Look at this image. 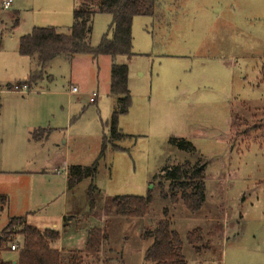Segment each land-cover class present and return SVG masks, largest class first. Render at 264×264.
Segmentation results:
<instances>
[{"label": "rangeland", "instance_id": "obj_1", "mask_svg": "<svg viewBox=\"0 0 264 264\" xmlns=\"http://www.w3.org/2000/svg\"><path fill=\"white\" fill-rule=\"evenodd\" d=\"M157 1L156 17L132 20L133 56L118 58L128 67L131 98L118 128L130 137L105 143L93 181L67 190L65 173L91 166L108 137V57L56 58L32 90L0 93V233L15 217L39 230L55 225L65 260L83 250L88 230L105 229L98 256L76 254L82 264H144L141 235L168 208L182 240L202 232L197 252L184 243L187 264H264V0ZM73 5L12 0L2 9L0 1V86L23 83L35 67L18 54L19 38L36 27L66 33ZM110 24L109 15L95 14L91 47L111 37ZM170 138L186 139L196 152L180 151ZM185 160L205 166V204L196 214L161 201L153 180L165 164ZM148 194L147 217L112 213V198ZM21 228L8 227L6 249L21 246ZM13 257L0 252L4 261Z\"/></svg>", "mask_w": 264, "mask_h": 264}, {"label": "trees", "instance_id": "obj_2", "mask_svg": "<svg viewBox=\"0 0 264 264\" xmlns=\"http://www.w3.org/2000/svg\"><path fill=\"white\" fill-rule=\"evenodd\" d=\"M73 23L66 33L57 28L36 27L19 38L17 52L20 56L35 59V67L29 72L28 78L21 84L35 86L43 77L44 68L54 59L62 58L71 62L76 56H90L93 60L98 57H108L109 86L108 97L112 100V111L109 121L108 137L103 139V147L98 159L88 167L70 166L67 168V190L74 189L81 181H93L97 173L98 161L103 157L105 143H114L130 136L123 134L118 128L119 117L125 115L130 107L131 98L127 85L128 67L119 63L118 58L128 59L132 54V20L138 16L156 17L157 0H73ZM95 14H107L111 17L108 31L111 37L104 35L97 47H91L90 35L92 19ZM18 19L14 20L17 25ZM12 85L6 86L9 90ZM169 143L180 151L188 154L196 152L194 146L184 138H170ZM113 148H118L113 146ZM159 180L158 190L161 201H167L172 207L178 205L190 214L198 213L205 204V166L201 160L195 162L183 161L174 165H164L153 178ZM166 186V188H165ZM165 188V189H164ZM90 188L88 197L91 207L94 205ZM151 197L116 196L111 199L112 213L128 219H140L149 215ZM168 208H163L161 218L152 229H145L141 240L148 242L143 255L144 264H187L182 254L184 243L196 252L200 249L197 244L202 240L200 229L188 232L182 240L179 234L171 228ZM75 217L62 219V222L71 221ZM25 217L9 219L6 227L0 233V252L15 245V257L9 261L0 259V264H80L81 258L77 255L98 256L107 240L105 229L93 228L87 231L84 248L78 253H70L63 259L61 252L53 247L59 239L60 233L55 229L39 230L29 226ZM21 226L16 232L22 238L21 246L11 244L6 249L7 238L4 235L10 226ZM11 233V232H10ZM14 253V252H13ZM77 254V255H76ZM82 264V263H81Z\"/></svg>", "mask_w": 264, "mask_h": 264}, {"label": "built area", "instance_id": "obj_3", "mask_svg": "<svg viewBox=\"0 0 264 264\" xmlns=\"http://www.w3.org/2000/svg\"><path fill=\"white\" fill-rule=\"evenodd\" d=\"M0 1L2 4V9H8L12 4V0H0ZM28 90H29V88L26 84H15V85H12V87L7 91H14V92H22L23 93V92H27ZM69 92L71 94H77L78 91L75 87H71ZM96 97H97L96 94L92 93L90 95L89 102L93 104L95 102ZM9 248H10V251H12V252H15L17 250V247L15 245H11Z\"/></svg>", "mask_w": 264, "mask_h": 264}, {"label": "crops", "instance_id": "obj_4", "mask_svg": "<svg viewBox=\"0 0 264 264\" xmlns=\"http://www.w3.org/2000/svg\"><path fill=\"white\" fill-rule=\"evenodd\" d=\"M73 8H74V5H73ZM72 61H73V60H72ZM72 61H71V62H72ZM51 63H52V62H51ZM31 70H33V67H32V66H29V72H30ZM37 84H38V83H37ZM7 86H8V85H7ZM33 87H34V86H33ZM33 87H29V90H32ZM0 88H3V89H0V93L3 92V91H5V90H7V89H6V86H5V87L0 86ZM73 95H75V94H73ZM96 98H97V97H96ZM95 102H96V99H95ZM95 102H94V103H95ZM65 174H66V173H65ZM66 181H67V180H66ZM65 199H66V197H65ZM63 218H64V217H62V219H63ZM62 219H61V220H62ZM54 227H55V225L53 226V228H54ZM60 241H61V240L59 239V241L57 240V242H56V243H58V244H57V248L54 246L55 249H57L58 251H60V250H61V247H62V244H61ZM84 244H85V243H84ZM70 248H73L72 250H75L74 248H76V247H70ZM68 250H69V249H68Z\"/></svg>", "mask_w": 264, "mask_h": 264}]
</instances>
